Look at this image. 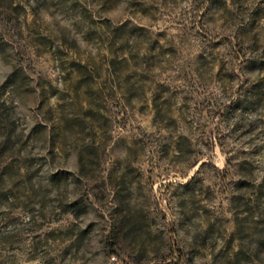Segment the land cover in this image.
I'll list each match as a JSON object with an SVG mask.
<instances>
[{
  "label": "rangeland",
  "instance_id": "rangeland-1",
  "mask_svg": "<svg viewBox=\"0 0 264 264\" xmlns=\"http://www.w3.org/2000/svg\"><path fill=\"white\" fill-rule=\"evenodd\" d=\"M0 264H264V0H0Z\"/></svg>",
  "mask_w": 264,
  "mask_h": 264
}]
</instances>
